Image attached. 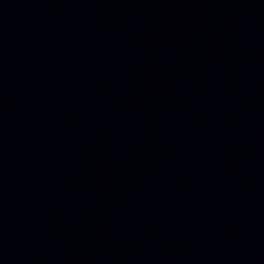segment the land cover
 I'll use <instances>...</instances> for the list:
<instances>
[{"label":"water","instance_id":"water-1","mask_svg":"<svg viewBox=\"0 0 264 264\" xmlns=\"http://www.w3.org/2000/svg\"><path fill=\"white\" fill-rule=\"evenodd\" d=\"M0 264H264V0H0Z\"/></svg>","mask_w":264,"mask_h":264}]
</instances>
